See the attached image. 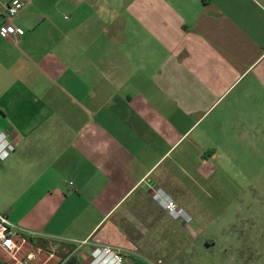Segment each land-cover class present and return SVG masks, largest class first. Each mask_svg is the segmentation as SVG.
<instances>
[{
	"label": "crops",
	"instance_id": "obj_1",
	"mask_svg": "<svg viewBox=\"0 0 264 264\" xmlns=\"http://www.w3.org/2000/svg\"><path fill=\"white\" fill-rule=\"evenodd\" d=\"M23 1L0 37V214L40 247L188 241L150 192L192 218L197 165L260 133L264 0Z\"/></svg>",
	"mask_w": 264,
	"mask_h": 264
},
{
	"label": "rangeland",
	"instance_id": "obj_2",
	"mask_svg": "<svg viewBox=\"0 0 264 264\" xmlns=\"http://www.w3.org/2000/svg\"><path fill=\"white\" fill-rule=\"evenodd\" d=\"M248 137L229 140L221 160L197 165L190 185L195 234L149 241L155 251H134L122 264H264V125Z\"/></svg>",
	"mask_w": 264,
	"mask_h": 264
},
{
	"label": "built area",
	"instance_id": "obj_3",
	"mask_svg": "<svg viewBox=\"0 0 264 264\" xmlns=\"http://www.w3.org/2000/svg\"><path fill=\"white\" fill-rule=\"evenodd\" d=\"M25 1L10 0L4 5L5 22L0 27V37L21 36L24 31L13 25L12 20L24 8ZM11 136L0 131V163L14 151ZM150 195L161 208L174 220L182 219L187 224L192 220L178 208L174 200L161 190H152ZM39 234L24 231L14 225L6 215L0 214V250L3 252V264H66L74 258L75 264H122L120 250L107 244H94L89 238L84 240H64L47 237L44 247L32 243Z\"/></svg>",
	"mask_w": 264,
	"mask_h": 264
},
{
	"label": "trees",
	"instance_id": "obj_4",
	"mask_svg": "<svg viewBox=\"0 0 264 264\" xmlns=\"http://www.w3.org/2000/svg\"><path fill=\"white\" fill-rule=\"evenodd\" d=\"M66 264H75V259L74 258L69 259V261Z\"/></svg>",
	"mask_w": 264,
	"mask_h": 264
}]
</instances>
